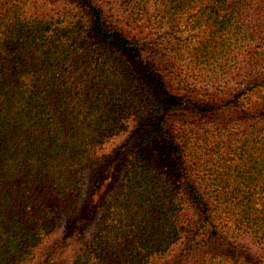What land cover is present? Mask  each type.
Returning a JSON list of instances; mask_svg holds the SVG:
<instances>
[{
	"label": "trees",
	"instance_id": "trees-1",
	"mask_svg": "<svg viewBox=\"0 0 264 264\" xmlns=\"http://www.w3.org/2000/svg\"><path fill=\"white\" fill-rule=\"evenodd\" d=\"M262 79L264 0H0V264H264Z\"/></svg>",
	"mask_w": 264,
	"mask_h": 264
},
{
	"label": "rangeland",
	"instance_id": "rangeland-1",
	"mask_svg": "<svg viewBox=\"0 0 264 264\" xmlns=\"http://www.w3.org/2000/svg\"><path fill=\"white\" fill-rule=\"evenodd\" d=\"M112 2H114L115 0H111ZM154 13L153 9H150V14ZM119 24H124V20L122 17V21ZM148 32V31H146ZM150 32H153L150 31ZM151 34V33H150ZM149 36H154V35H149ZM203 82V81H202ZM264 79H262L260 86L256 87L254 90V92L252 94H256L257 96H259L260 98H264V93H262L264 91ZM206 88H210V86H207ZM254 97V95H253ZM66 228V225L63 223H61L58 228L56 229V231H54L53 234H51L46 243L41 247V250L39 252V254H41V256H50L52 261V264H63L66 260V250L68 249V246H65L63 248H61L59 251H57V249L59 248L61 242L63 241V234H64V230ZM178 256H176L175 258H169L166 261H162L161 264H188L190 262V260L193 259V257L197 256L199 254L198 250H189L186 252H177ZM253 254L257 257H260L261 254L264 257V253L258 251L256 248H253Z\"/></svg>",
	"mask_w": 264,
	"mask_h": 264
}]
</instances>
